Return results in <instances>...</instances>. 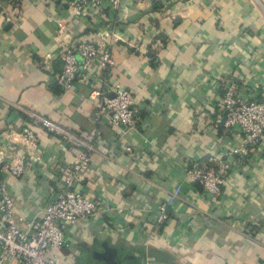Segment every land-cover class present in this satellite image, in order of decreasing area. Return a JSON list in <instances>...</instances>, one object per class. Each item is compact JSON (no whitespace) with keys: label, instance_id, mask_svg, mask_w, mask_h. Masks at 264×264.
<instances>
[{"label":"crops","instance_id":"crops-1","mask_svg":"<svg viewBox=\"0 0 264 264\" xmlns=\"http://www.w3.org/2000/svg\"><path fill=\"white\" fill-rule=\"evenodd\" d=\"M58 23L66 45L109 42L115 63L108 77L134 97V130L93 122L87 97L97 71L72 92L59 91ZM228 88L244 100L264 99V0L102 1L79 18L67 0H0V148L8 160L21 155L24 126L39 139L21 177L0 167L16 225L25 229L41 215L79 151L42 131L26 114L34 113L79 137L100 132L73 188L103 212L68 228L61 264H73L77 251L87 263L82 248L96 240L108 253L119 250L117 242L134 249L135 264H261L264 136L234 154L242 133L226 130L219 115ZM216 161L227 169L222 195L210 200L186 180V167ZM179 184L170 219L157 224V207Z\"/></svg>","mask_w":264,"mask_h":264},{"label":"built area","instance_id":"built-area-1","mask_svg":"<svg viewBox=\"0 0 264 264\" xmlns=\"http://www.w3.org/2000/svg\"><path fill=\"white\" fill-rule=\"evenodd\" d=\"M17 1V0H7ZM106 1L112 7H119L121 0H67L74 17L86 14L89 3L100 4ZM59 40L63 52L61 71L56 76L57 84L63 93L72 92L75 83L86 84L94 80L91 70L99 74L98 86L89 93L87 100L92 104L93 122L98 125L107 122L111 126L124 130L136 127V108L134 97L119 83L111 81L107 70L114 65L109 42L104 40H83L70 45L65 44V25L58 23ZM81 58V65L78 63ZM221 112L224 114L223 127L226 130L238 126L243 136L241 150L248 146H257L264 136V99L244 100L233 89L224 90L221 95ZM30 120L42 131L58 137L64 144L79 149L67 175L63 177L58 191L43 208L41 215L19 228L13 217V200L0 185V264L15 261L16 264H61L60 251L65 247L68 228L79 221L102 214L98 204L85 195L75 191L78 182L90 165V155L94 151V142L99 137L98 129L85 138L76 136L51 120L34 113H26ZM24 151L21 155L8 160L5 151L0 148V167H5L15 178L23 175L27 161L38 146V134L30 126H24L18 134ZM129 151V148L127 149ZM207 165L186 167V180L201 186L210 200L222 195L224 180L220 172L225 173L227 165L216 161ZM220 169L219 172L215 169ZM181 184L176 185L168 194L164 203L155 211L156 223L164 224L170 219V208L180 198Z\"/></svg>","mask_w":264,"mask_h":264},{"label":"rangeland","instance_id":"rangeland-1","mask_svg":"<svg viewBox=\"0 0 264 264\" xmlns=\"http://www.w3.org/2000/svg\"><path fill=\"white\" fill-rule=\"evenodd\" d=\"M219 172V168L215 169ZM221 171V170H220ZM226 171V170H225ZM221 178L224 180V173L220 172ZM200 186V185H199ZM201 187V186H200ZM223 190V187H222ZM120 241V240H118ZM99 243L96 240L95 245L87 246L82 248L83 252H86L87 255H85V258L87 260V263H83V255H78V251L75 253L74 256V263L73 264H135V254L133 253L134 249L129 247H124L121 242H117V246L119 247V250L112 251L111 253L107 252V248L103 247L102 250H99L98 244ZM123 249V250H122ZM145 249L141 251V254H143ZM80 252V250H79ZM124 253L123 255H120L118 253ZM83 261V262H82Z\"/></svg>","mask_w":264,"mask_h":264},{"label":"trees","instance_id":"trees-1","mask_svg":"<svg viewBox=\"0 0 264 264\" xmlns=\"http://www.w3.org/2000/svg\"><path fill=\"white\" fill-rule=\"evenodd\" d=\"M61 67H62V65H61ZM61 71V70H60ZM59 71V72H60ZM58 72V73H59ZM57 73V74H58ZM57 74H56V76H57ZM55 84H56V86H57V88L59 89V91H60V88H59V86H58V84H57V81H56V77H55ZM224 92V91H223ZM223 92H221L220 93V95H222L223 94ZM219 115H220V118H221V122H220V125H222L223 126V119H224V114H223V112H219ZM252 148H255L254 146H248V148H247V150H248V152H249V150H251ZM247 157H248V155H247ZM204 165H207V166H209V167H211V168H215V166H213L211 163H208V162H205L204 163ZM199 166H203V165H199ZM196 185H198L197 183H196ZM199 186V185H198ZM261 264H264V262H262Z\"/></svg>","mask_w":264,"mask_h":264}]
</instances>
